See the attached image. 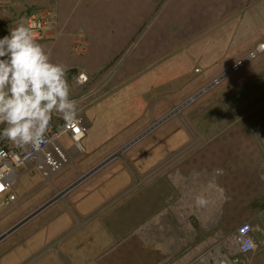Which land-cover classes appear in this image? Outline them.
I'll list each match as a JSON object with an SVG mask.
<instances>
[{"label":"crops","instance_id":"obj_1","mask_svg":"<svg viewBox=\"0 0 264 264\" xmlns=\"http://www.w3.org/2000/svg\"><path fill=\"white\" fill-rule=\"evenodd\" d=\"M23 1L14 0V7L21 6ZM200 2H203L204 12L210 14L208 18L215 17L214 23H211L213 27L219 28L226 23L224 29H228L230 35L228 39H215L214 52L223 51L218 48L221 42L229 50L235 46L233 45L235 42L238 45L236 53L221 59L225 62L223 65L214 61V57L210 60L206 56L210 63L204 71L208 74L224 71L258 44L264 43V0H200ZM28 5L33 4L28 3ZM5 13L7 18L12 16L9 11ZM219 15L223 18L218 19ZM2 17L4 18L3 15ZM234 17L237 19L231 24L229 19ZM61 22L63 23L62 17L58 26L49 32L44 41L51 43V49L60 41H64L63 38L54 40L60 36ZM178 37L163 32L154 33L151 47L142 52L136 68L131 67L120 81L117 78L119 74L116 75L114 72L113 79L108 81L109 89L105 85V88H99L98 91L89 90L88 84L79 86L75 80L68 79L70 98L79 96L86 98L79 103L78 113L86 120L90 135L95 134L96 122L91 116L96 117L94 114H97L100 108L108 111L110 102L113 105L116 102L117 93H120L121 89H128L129 97L134 99L136 110L139 109L138 113L131 114L123 127H118L117 122H113L114 128L109 135L113 142L115 138H120L123 128L130 123L133 124L130 127L132 130L129 129V137L126 134L124 138L125 142L129 140L131 142L132 138L131 143L138 142L137 146L143 143V149L137 147L132 154L134 159L139 156L137 158L139 161L134 167L130 166L129 171L123 175L120 174L123 171L115 170L121 164L111 160L66 192V189L83 175L92 172L114 154L111 153L115 151L113 146L104 147L102 152H98L97 149L93 150L95 146L90 141L89 147L92 153L89 155V160L84 156L85 153L78 154L72 150L75 166L68 168L54 181V185L46 182L40 174L23 176L14 188L18 200L12 208L1 207L3 198H0V236L43 206L50 204L54 198L57 200L0 241V264H40V260L48 253L63 257L66 261L69 257L73 263L78 264V259L74 255L79 258L84 254L85 249L82 248H87V243L84 241L97 237L99 231L104 229L103 226H94V224L104 212L109 218L119 215L120 208L115 206L121 196L119 193L127 182L132 185L134 178V185L144 184L145 191L147 187L156 190L159 185L161 197L166 199L167 203L176 205L174 209L178 212L176 214L178 223L183 224L185 229L190 227V221L193 219L200 223L199 228L204 229L206 234L203 236L201 230L196 229L193 248H236L233 238L226 232L230 222L239 226L243 223L252 224L258 247L264 248V180L261 179L262 172H259L263 171V168L259 169V160L264 158V145L261 143H264V133L260 135L261 133L249 132L251 126L264 125V119L254 116L253 112L247 110L250 106L259 104L264 93V54L258 62L252 63L240 73L235 78L237 81L230 80L224 88L225 91L218 93L216 98L207 96L203 99V104L187 107L186 117L179 116V120L172 115L162 119L157 118L160 119L158 120L160 124L154 127V123L142 117L143 113L154 108V102L156 109L160 112L165 111L169 106L183 99L186 94L188 98L204 85L201 84L202 80L195 84L198 80L196 78L191 89L185 91L189 88L186 84L195 78V74L198 75L196 69L190 78H186L187 74H184L185 79L183 77L177 86L172 84L178 80L169 82L167 78L166 81L161 79L162 76L167 75V72L156 73L154 70L152 74H145L148 70L143 69L141 58L154 64L163 58L167 59L176 51L173 58L168 57L170 65V62L175 61L182 54L183 57L184 54H189L188 49L180 48L181 42L179 43ZM169 38H173L171 43ZM170 47H174L175 50ZM60 60L65 61L63 57H60ZM59 64L65 65L67 69L71 66L68 62ZM78 66L76 64V67ZM139 79L141 81L138 83ZM144 86H150V90ZM154 98L160 100L154 101ZM258 107L262 108L261 104ZM84 113H87L86 117ZM115 118L114 116V120ZM52 119L56 127L61 126L62 119H57L55 116ZM152 136L153 138L148 141ZM88 137L87 132L86 140ZM65 143L67 146L72 144L69 139H66ZM109 154L110 156L105 158ZM142 165L144 176L138 175L137 172ZM257 167L259 170L256 169ZM149 170L151 172L147 174ZM142 178L145 179L143 182ZM22 179L24 180L21 184ZM150 194H153L152 190ZM176 196L178 199L174 201ZM112 207L114 209L109 210ZM131 209L132 207H128L129 211ZM132 210H136V206ZM185 210L188 212L184 213ZM101 219L104 221L106 217ZM104 225L106 227V223ZM70 229L73 230L65 234ZM92 245L98 248L95 241ZM94 253L95 251L92 254ZM262 258L264 259V252Z\"/></svg>","mask_w":264,"mask_h":264},{"label":"rangeland","instance_id":"obj_2","mask_svg":"<svg viewBox=\"0 0 264 264\" xmlns=\"http://www.w3.org/2000/svg\"><path fill=\"white\" fill-rule=\"evenodd\" d=\"M28 3H32L33 5H28ZM50 7H54L60 12L59 21L60 17H62L63 21V23L61 22L62 28L59 30L60 36H57L54 40L63 38L64 41H60L52 49L50 47V42H44L46 38L39 43L46 49H51L52 62H68L71 64L67 71V79L75 80L76 82V78L81 72H85L86 74L89 73V90L94 89L98 91L99 88L105 85L106 88H108L110 86L108 81L110 82L113 79L114 72L116 75L119 74L118 77L115 75L118 81L121 79L123 80L122 76L127 74L131 67L132 69L136 68V63H139L138 59H140L142 52L152 45V35L158 32L169 34L172 37H178L179 35V43L181 42L180 48L189 50L187 52L189 54H184L185 57H183L182 54L181 57H177L178 59L176 58L175 61L170 62V65L168 64V57L173 58L176 51L172 52L167 59L163 58L158 62H154V64H151L150 61L145 60V58H141L142 61L140 63L143 64V69L146 68V70H148L145 71L146 75L152 74L154 70L156 73H161V71L167 72V77L162 76L163 78L161 77V79L166 81L165 78H167L169 82L178 80V82H175L172 86H177L183 77L185 79L184 74H187L186 78H190L192 76L191 74L194 73V69L200 66L203 73H197L198 75L195 74V78L190 80L189 84H186V87L189 86V88L185 91L188 89L190 90L196 78H198V80L195 84H197L199 80L200 82L202 80L203 83L201 82V84H205L210 79L222 74L235 62L234 61L224 71L210 73L211 75L204 71L209 67L210 63L206 56H208L210 60L214 57V61L219 62L220 65L222 63L223 65L225 62L221 61V59L229 57L232 53H236L238 45L235 42L233 44L235 46L229 50V48L225 47L221 42L218 48L220 51H223L221 53L214 52L215 39H228L230 35L228 34V29H224L226 23L224 24L225 26L219 28L213 27L211 23H214L215 17L208 18L210 14L204 12L205 8L203 2H200V0H24L19 7H14V0H12L8 9L0 10V28L4 30V36L8 35L9 31L15 28L22 18L26 20L27 15L31 11ZM8 11L12 14L10 18L5 17L7 15L5 12ZM221 18H223V16L219 15L218 19ZM236 19L237 18L234 17L229 20L232 24ZM81 34L85 36L86 47L83 48V52H80V54L77 53L74 48ZM238 34L241 33L238 32ZM169 39L171 43L173 38ZM180 48L179 50L182 51ZM220 54L222 55L221 57ZM73 55H75V57H72ZM60 57H63L65 61L62 62ZM256 62H258V60ZM76 64L79 66L76 67ZM98 67L99 69H97ZM239 75L240 74L231 76V78L229 77L221 86L192 105L197 104L198 106L203 104V99L207 96H211L213 99L216 98L218 93L225 91L224 88L228 85V82L232 79L233 82L237 81L235 78ZM137 81L139 83L141 80L139 79ZM158 81L159 79H157V82ZM130 82L134 81L131 80ZM139 85L141 86V84ZM144 87L150 90V86ZM108 89L105 90L107 91ZM127 90V88H124L121 89L120 93H117L115 96L116 102L114 105L110 102L108 111L101 110L100 108V111L94 114L96 117L91 116V118L96 119L95 134L93 133L90 135L89 130V137L83 142L85 148L84 156H87L88 158L86 159L88 160L89 155L92 153L89 147L90 141H92L95 146L93 150L97 149L96 151L98 152H102L104 147L113 146L115 151L111 153L116 154L117 157L111 162H118L121 164L117 166L115 170L117 172L123 171L120 173L123 175L129 171L128 169L130 166L131 168L134 167L137 161H139L137 160L139 156L135 159L132 158L133 150L137 147L143 149V143H139L137 146V142L133 147L131 146L132 148L129 147L125 150L127 146L132 144L131 137V142L130 140L125 142L124 138L126 134L129 137V132L132 130L130 127L133 125L131 123L121 130L122 135L118 139L115 138L113 142L109 135V132L114 128L113 122L115 123L116 121L118 127H123L131 114L136 115L138 113L139 109L136 110L134 99L129 97V91L127 92ZM163 95L165 96L167 94ZM80 97L82 96L74 97V99H80ZM186 99L187 94L179 102H175L173 105L169 106L168 109L165 111L162 110L161 112L159 109L155 108L156 102H154V108L147 110V113H143L142 117L154 123V127L159 126L160 121L158 120L168 115L176 116V119L179 120V116L183 115L186 117V109H181L180 111L175 110L177 109L176 107L181 105ZM158 100L160 99L154 98V101ZM260 104L262 108L258 107ZM79 105L78 103V106ZM247 110L253 112L254 116L264 119V93L261 96L259 104H254ZM86 114L87 113H84L85 117ZM81 116L83 117V115ZM114 116L116 117L115 120ZM157 118L160 119L157 120ZM249 132L256 134L261 133L260 135H263L264 125L251 126ZM152 138L153 136L147 140L150 141ZM261 143L264 145L263 142ZM109 156L110 154L105 158ZM259 161V169H262L264 166V158H260ZM77 163L80 164V162ZM256 169L259 170L258 167ZM137 172L138 175L144 176L143 165L137 169ZM150 172L149 170L147 174H150ZM259 172H262V170ZM104 175L105 173L103 176ZM23 180L24 179H22L21 184ZM141 180L143 182L145 179L142 178ZM134 184L135 178L132 181V185L127 182L119 193V196L121 195L120 199L118 203L115 204V206L117 205L120 208L119 215L113 218L110 215L111 218H109L104 212L101 218L106 217V219L102 221L103 219L100 218L97 223L94 224V226H103L104 229L99 231L97 237L94 236V238H89L84 241L87 243V248H82L85 249L83 250L84 254L79 258L74 255V257L78 259V264H199V260L202 256L210 250L215 249L193 248V241H196V229H200L203 236L206 234L204 233L205 230L199 228L201 227L200 223L195 219L190 221V227L187 229L183 227V224L178 223L176 216L178 212L174 209L176 205L167 203L166 199L161 197L159 185L156 190L147 187L145 191L144 184L141 186H136ZM151 190L153 192L152 195L150 194ZM173 192H176V190ZM177 199L178 196L174 197L173 200L177 201ZM135 206L136 210H132ZM114 207L109 210H113ZM128 207H132V209L129 211ZM187 212V210L184 211V213ZM167 213L169 214L168 218ZM104 223H106V227ZM238 227L239 225L230 222L229 228L226 231L228 235L233 238V241ZM72 230L73 229L68 230L65 234L70 233ZM88 234L89 233H86V235ZM73 235H75V232H73ZM94 241L98 248L93 247L92 244ZM220 250L230 253L233 256H239L243 261L242 264H264V259L262 258L264 248L258 247L255 252H251L244 256L239 255L237 246L236 248H220ZM236 250L237 254H235ZM94 251L95 255L92 254ZM68 261L63 257L48 253L40 260V264H75L69 257Z\"/></svg>","mask_w":264,"mask_h":264},{"label":"clouds","instance_id":"obj_3","mask_svg":"<svg viewBox=\"0 0 264 264\" xmlns=\"http://www.w3.org/2000/svg\"><path fill=\"white\" fill-rule=\"evenodd\" d=\"M36 27L22 18L0 38V125H6L0 140L21 149H39L46 142L54 115L69 125L79 123L78 102L70 98L68 69L52 62L51 49L38 42ZM257 249L249 238L242 251Z\"/></svg>","mask_w":264,"mask_h":264},{"label":"built area","instance_id":"obj_4","mask_svg":"<svg viewBox=\"0 0 264 264\" xmlns=\"http://www.w3.org/2000/svg\"><path fill=\"white\" fill-rule=\"evenodd\" d=\"M12 0H0V10L8 9ZM26 20H32L35 25L34 29L38 42L43 41L49 32L54 30L59 24V12L56 8L50 7L45 9H36L31 11ZM4 37V30L0 28V38ZM86 47L85 36L80 35V39L76 42L77 53L83 52ZM86 51V50H84ZM81 54V53H80ZM264 54V43L258 44L254 49L250 50L242 58L235 61L226 71L217 77L210 79L193 94H191L181 105L177 106V110L181 108L185 110L188 106L196 103L202 97L217 89L225 80L231 76L238 75L246 70L252 63L259 60ZM196 73L202 74L200 68L196 69ZM76 82L79 86H85L89 82V76L85 72H81ZM83 99L77 100L78 103ZM176 111V110H175ZM79 114V113H78ZM57 119H62L54 115ZM79 123L69 125L62 119L60 127H56L54 120L51 121V128L46 134V142L35 149L32 146L25 148H17L6 140H0V152L5 155L0 156V198H3L1 207L12 208L17 203V196L14 188L18 181L25 175L40 174L46 182L54 185V181L60 178L68 168L75 166V157L71 151L74 150L78 154L85 153L83 142L87 137L88 126L86 120L78 115ZM6 125H0V131ZM71 141V146H67L65 140ZM264 176V167L262 171ZM264 180V179H263ZM60 195V194H59ZM251 238L258 245L254 234V228L250 223H243L237 228L234 235V242L238 248L239 255H247L252 251H242L246 246L248 239ZM243 261L239 256H233L223 252L220 248L210 250L199 260V264H242Z\"/></svg>","mask_w":264,"mask_h":264},{"label":"water","instance_id":"obj_5","mask_svg":"<svg viewBox=\"0 0 264 264\" xmlns=\"http://www.w3.org/2000/svg\"><path fill=\"white\" fill-rule=\"evenodd\" d=\"M138 141V140H137ZM136 141V142H137ZM135 143V142H134ZM131 145H129L130 147ZM117 156L116 154L111 156L110 158H108L107 160H105L102 164H100L99 166H97L92 172H89L85 175H83L75 184L71 185L69 188L66 189V192H69L71 190V188H73L74 186H76L79 182H81L83 179L87 178L89 175H91L93 172L99 170L100 168H102L103 166H105L107 163H109L111 160L115 159ZM57 200V198H54L51 202H55ZM43 206V208H40L39 210H37L34 214H32L31 216H29L28 218L24 219L22 222H20L19 224H17L16 226H14L12 229H10L9 231H7L6 233H4L3 235L0 236V241L3 240L5 237H7L9 234H11L14 230H16L18 227H20L22 224H24L25 222H27L29 219H31L33 216H35L39 211H41L42 209H44L45 207H47L48 205Z\"/></svg>","mask_w":264,"mask_h":264},{"label":"bare ground","instance_id":"obj_6","mask_svg":"<svg viewBox=\"0 0 264 264\" xmlns=\"http://www.w3.org/2000/svg\"><path fill=\"white\" fill-rule=\"evenodd\" d=\"M181 110V108H179L178 110L176 109V111H180ZM134 144V142L131 144V145H133ZM129 148V146H127L126 148H125V150H127ZM124 150V151H125Z\"/></svg>","mask_w":264,"mask_h":264}]
</instances>
